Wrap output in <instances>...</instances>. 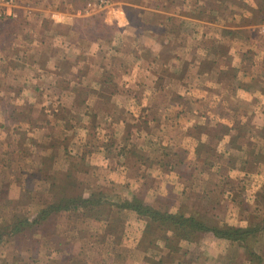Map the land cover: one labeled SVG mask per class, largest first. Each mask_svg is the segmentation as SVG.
<instances>
[{
	"label": "crops",
	"instance_id": "0c3cea01",
	"mask_svg": "<svg viewBox=\"0 0 264 264\" xmlns=\"http://www.w3.org/2000/svg\"><path fill=\"white\" fill-rule=\"evenodd\" d=\"M90 1L25 0L31 13L0 22V115L15 119L0 133L9 152L24 138L19 164L84 165L81 178L126 197L149 179L156 193L175 189L165 171L186 196L225 180L260 189L264 0H112L86 12ZM26 177L0 178V191Z\"/></svg>",
	"mask_w": 264,
	"mask_h": 264
},
{
	"label": "rangeland",
	"instance_id": "374dc122",
	"mask_svg": "<svg viewBox=\"0 0 264 264\" xmlns=\"http://www.w3.org/2000/svg\"><path fill=\"white\" fill-rule=\"evenodd\" d=\"M110 1L113 3L112 0ZM94 11L97 10L90 12ZM263 24L260 29L264 33ZM8 104L5 102L4 106ZM1 106L3 103H0ZM13 120L15 119H12L9 114H1L0 127L4 121L12 125ZM16 137L18 135L13 139ZM8 139L9 136L3 132L0 133V178L9 181L11 178L20 177L21 174L27 177L23 179L24 181H19L22 184L21 187L20 184L15 185V182L2 186L0 224L10 223L14 213H24L35 217L39 212L38 205L42 204L44 207L56 198V185L60 182L65 184L68 180L67 173L71 170L74 177L79 179H77L79 184L73 187L76 193L83 191L85 194H90L102 190L112 197L131 198L138 195L143 197L146 203L158 209L169 208L172 212L181 210L189 214L203 207L208 209L213 219L220 224L227 223L241 228L258 225L259 230L249 245L253 255L261 257L264 264V183L255 191V188L251 187L252 181H248L250 183L229 180L221 183L211 182L206 184L204 191L202 187L195 185L202 191L192 189L193 191L186 196L184 193L186 187L172 180L171 176L177 178L176 172L165 171L162 175L164 181L169 186H175V189H164L156 193L152 190L156 183L149 179V181L140 182L139 186L134 187L133 191L136 193L126 197L124 194L122 196L121 193L124 190L120 185L114 186L107 183L104 186H96L92 185V181L81 178L83 172L88 176L92 170L90 167L84 168V165L82 169L80 164L71 165L68 170L60 172L52 170L49 164L43 165L40 169L28 163L20 165L18 162L20 154L16 149L28 146H24V138H21L18 143L11 140V152H9ZM205 154L206 152L202 151V155L205 156ZM215 154L209 153V156L216 158ZM32 157L39 159V155L31 156L30 159ZM34 159H32L33 164L37 165L40 159ZM261 160L264 162V158ZM163 169L168 168L163 167ZM180 173L182 176L186 174L183 169ZM42 177L48 181L37 183L36 180H41ZM191 184L185 183L188 187ZM201 184L204 183L201 182ZM225 188L230 191L229 197L226 196L227 192L223 197ZM18 189L19 191H15ZM17 192L19 196H15ZM178 193L182 195L176 198ZM125 209L127 208H120L117 212L112 209L107 210L99 220L86 217L81 208L57 212L53 215L50 224L41 227L37 233L30 232L32 235L27 240L25 237L17 239L16 236H4L5 239L0 245V264H154L161 258L164 259L162 264H250L248 254L246 256L247 250L241 240L232 241L211 237V242L202 243L194 248H192L194 244L183 243L180 246L181 251L177 252L170 251L164 240H158L156 246H149L148 239H144L147 219L130 209H127L131 212L127 217L124 213Z\"/></svg>",
	"mask_w": 264,
	"mask_h": 264
},
{
	"label": "trees",
	"instance_id": "16d2710c",
	"mask_svg": "<svg viewBox=\"0 0 264 264\" xmlns=\"http://www.w3.org/2000/svg\"><path fill=\"white\" fill-rule=\"evenodd\" d=\"M260 9L264 13V6ZM261 20L264 21V18ZM67 178L65 184L60 182L56 185V198L39 210L35 217L24 213H14L10 223L0 224V245L5 239L4 236H16L17 239L25 237L27 240L31 233L39 232L41 227L51 223L53 215L63 210L81 208L86 217L99 220L107 210L117 207L134 210L147 219L144 239H148L149 246H156L158 240H164L170 251L177 252L181 251L180 246L183 243L194 244L192 246L194 248L202 243L211 242V237L232 241L241 240L244 242L250 264H262V258L253 255L249 245L259 230L258 225L241 228L227 223L220 224L213 219L211 212L203 207L189 214L181 210L172 212L169 208L158 209L146 203L144 198L138 195L131 198L112 197L102 190L90 194H85L83 191L76 193L73 187L79 182L71 170L67 173ZM163 262L164 259L161 258L156 263Z\"/></svg>",
	"mask_w": 264,
	"mask_h": 264
},
{
	"label": "built area",
	"instance_id": "2783aa9c",
	"mask_svg": "<svg viewBox=\"0 0 264 264\" xmlns=\"http://www.w3.org/2000/svg\"><path fill=\"white\" fill-rule=\"evenodd\" d=\"M112 4L110 0L90 1L85 11H102L111 7ZM21 8H26L27 13L33 11V6H25V0H0V22L19 17V10ZM262 29L264 30V24L262 25Z\"/></svg>",
	"mask_w": 264,
	"mask_h": 264
}]
</instances>
